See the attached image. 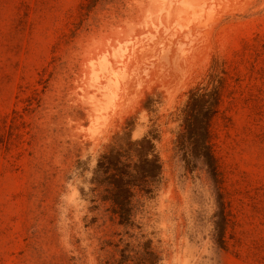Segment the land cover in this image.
<instances>
[{
	"label": "rangeland",
	"instance_id": "obj_1",
	"mask_svg": "<svg viewBox=\"0 0 264 264\" xmlns=\"http://www.w3.org/2000/svg\"><path fill=\"white\" fill-rule=\"evenodd\" d=\"M219 68L214 181L173 138ZM129 133L161 179L120 223L93 169ZM0 264H264V0H0Z\"/></svg>",
	"mask_w": 264,
	"mask_h": 264
},
{
	"label": "trees",
	"instance_id": "obj_2",
	"mask_svg": "<svg viewBox=\"0 0 264 264\" xmlns=\"http://www.w3.org/2000/svg\"><path fill=\"white\" fill-rule=\"evenodd\" d=\"M225 74L222 68L209 73L205 83L198 81L186 92L184 102L176 108L178 126L174 133V148L188 170L201 162L208 175L218 179L216 159L210 143V124L222 102ZM161 179V163L152 143V136L132 139L129 133L123 147L108 144L99 153L93 169V180L104 185L109 212L120 223L131 219L135 190L151 193ZM221 228V234L224 228Z\"/></svg>",
	"mask_w": 264,
	"mask_h": 264
}]
</instances>
